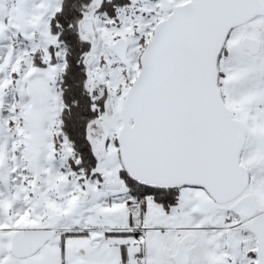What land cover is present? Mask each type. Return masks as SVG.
<instances>
[{"label":"snow or ice","instance_id":"6c2138e0","mask_svg":"<svg viewBox=\"0 0 264 264\" xmlns=\"http://www.w3.org/2000/svg\"><path fill=\"white\" fill-rule=\"evenodd\" d=\"M0 264H264V0H0Z\"/></svg>","mask_w":264,"mask_h":264}]
</instances>
